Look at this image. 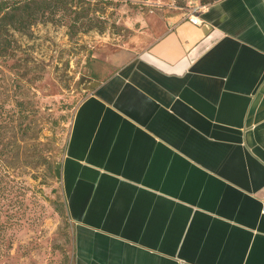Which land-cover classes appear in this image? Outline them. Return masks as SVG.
<instances>
[{
    "label": "crops",
    "instance_id": "crops-1",
    "mask_svg": "<svg viewBox=\"0 0 264 264\" xmlns=\"http://www.w3.org/2000/svg\"><path fill=\"white\" fill-rule=\"evenodd\" d=\"M205 1L199 25L152 20L75 112L76 264H264V0Z\"/></svg>",
    "mask_w": 264,
    "mask_h": 264
},
{
    "label": "rangeland",
    "instance_id": "rangeland-1",
    "mask_svg": "<svg viewBox=\"0 0 264 264\" xmlns=\"http://www.w3.org/2000/svg\"><path fill=\"white\" fill-rule=\"evenodd\" d=\"M110 2L15 32L0 56V264H76L75 223L57 178L75 112L88 86L112 73L115 53L135 48L152 20L178 14Z\"/></svg>",
    "mask_w": 264,
    "mask_h": 264
},
{
    "label": "trees",
    "instance_id": "trees-1",
    "mask_svg": "<svg viewBox=\"0 0 264 264\" xmlns=\"http://www.w3.org/2000/svg\"><path fill=\"white\" fill-rule=\"evenodd\" d=\"M0 0V56L8 53L11 37L15 32L24 31L39 21H54L60 14L71 9L87 6L97 14L100 3L111 4L110 0ZM140 1L144 0H129ZM204 2H206L204 0ZM88 14V13H87ZM82 14H78V20ZM97 18L94 15L93 18ZM3 195H0V197Z\"/></svg>",
    "mask_w": 264,
    "mask_h": 264
},
{
    "label": "built area",
    "instance_id": "built-area-1",
    "mask_svg": "<svg viewBox=\"0 0 264 264\" xmlns=\"http://www.w3.org/2000/svg\"><path fill=\"white\" fill-rule=\"evenodd\" d=\"M143 4L151 8V12L162 10L164 7L182 14L183 19L191 24H201V15L207 10L204 0H144ZM264 213V203H263Z\"/></svg>",
    "mask_w": 264,
    "mask_h": 264
},
{
    "label": "water",
    "instance_id": "water-1",
    "mask_svg": "<svg viewBox=\"0 0 264 264\" xmlns=\"http://www.w3.org/2000/svg\"><path fill=\"white\" fill-rule=\"evenodd\" d=\"M99 85V82H94V83H91L90 86H89V89L93 90L95 87H97ZM61 177V169H58L57 171V178L60 179Z\"/></svg>",
    "mask_w": 264,
    "mask_h": 264
}]
</instances>
